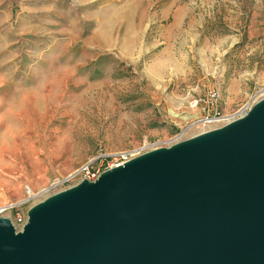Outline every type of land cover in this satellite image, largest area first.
Here are the masks:
<instances>
[{
    "label": "rangeland",
    "instance_id": "1",
    "mask_svg": "<svg viewBox=\"0 0 264 264\" xmlns=\"http://www.w3.org/2000/svg\"><path fill=\"white\" fill-rule=\"evenodd\" d=\"M263 94L264 0H0V207L27 215L83 167L220 127Z\"/></svg>",
    "mask_w": 264,
    "mask_h": 264
},
{
    "label": "water",
    "instance_id": "2",
    "mask_svg": "<svg viewBox=\"0 0 264 264\" xmlns=\"http://www.w3.org/2000/svg\"><path fill=\"white\" fill-rule=\"evenodd\" d=\"M0 264H264V97L0 217Z\"/></svg>",
    "mask_w": 264,
    "mask_h": 264
},
{
    "label": "built area",
    "instance_id": "3",
    "mask_svg": "<svg viewBox=\"0 0 264 264\" xmlns=\"http://www.w3.org/2000/svg\"><path fill=\"white\" fill-rule=\"evenodd\" d=\"M219 97V93L217 91H211V93L209 94L208 97V105L211 107H215L217 100ZM248 109V108H247ZM213 118H208L206 117V119L204 120V123H213L212 122ZM215 127V126H214ZM214 127L211 128H207V130L209 129H213ZM204 130V131H207ZM125 161H127V159H125L123 162L120 163H114V164H110L107 167H102V168H97V169H92V167L89 166H85L82 169V172L84 173V179L88 180V181H94L95 179H97V177L100 175V173H102L103 171L113 168L117 165H121L123 164ZM24 203H17V204H10V205H5L3 207L0 208V217H6L9 218L12 225L14 226V228L19 231L22 229L23 225L26 222L27 219V215H23L22 213H17L16 217H11L8 213H10L12 210H19V207H21Z\"/></svg>",
    "mask_w": 264,
    "mask_h": 264
},
{
    "label": "bare ground",
    "instance_id": "4",
    "mask_svg": "<svg viewBox=\"0 0 264 264\" xmlns=\"http://www.w3.org/2000/svg\"><path fill=\"white\" fill-rule=\"evenodd\" d=\"M264 95V94H263ZM1 208V207H0Z\"/></svg>",
    "mask_w": 264,
    "mask_h": 264
}]
</instances>
